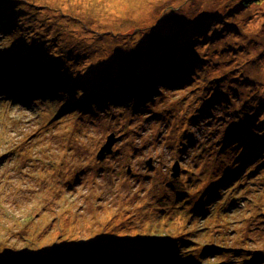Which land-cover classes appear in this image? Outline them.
Returning <instances> with one entry per match:
<instances>
[{"label":"rangeland","instance_id":"rangeland-1","mask_svg":"<svg viewBox=\"0 0 264 264\" xmlns=\"http://www.w3.org/2000/svg\"><path fill=\"white\" fill-rule=\"evenodd\" d=\"M241 2L0 0L16 18L0 62H36L30 31H46L42 56L63 61L48 84L64 87L33 110L0 105L2 264H264V0ZM134 50L184 64L104 105L122 68L149 65ZM120 51L134 55L111 76Z\"/></svg>","mask_w":264,"mask_h":264},{"label":"trees","instance_id":"trees-1","mask_svg":"<svg viewBox=\"0 0 264 264\" xmlns=\"http://www.w3.org/2000/svg\"><path fill=\"white\" fill-rule=\"evenodd\" d=\"M260 1L262 0H242L241 4L242 6L250 7L255 3L258 4ZM15 19L13 16L10 15L2 16L0 18V31H4V29H6L7 23H12L13 21H15ZM27 28L30 29L29 26ZM30 33L32 34V42H28V47L31 46V50L36 51L35 56H37V60L36 62H31V64H29L28 55H33V54L26 53L27 55H25L24 57L25 60H28L26 66L22 64H15V62L12 65L2 64L0 62L1 64L0 65V100H1L0 105H5V106L10 105L13 106V108L15 109H21V110L24 109L33 110L40 102H48L50 99L54 97L55 99H60L61 97L62 89H64L63 85L58 84L56 86H50L48 84V81L49 80L54 81V76L59 78V74L61 73L60 71L63 70L62 69L63 66L60 63H63V61L55 57V55H57L58 53H51L50 57L47 58L42 56L40 51H42V49L48 45L47 44L48 35L46 31H41V33L39 32L34 33L33 31H30ZM2 38H6V37H2ZM20 44L21 41H17L16 47L20 46ZM16 47L14 49L17 50L18 54L23 52V48L17 49ZM152 47L154 46L152 45ZM167 47L168 45L165 46L162 52L168 53L170 49L168 50ZM14 49L12 50L14 51ZM134 52L136 53L135 56L149 63L148 68L151 71L149 75L157 71L156 67L160 70L156 72L154 75H152L153 77L147 76L146 80L144 81L142 80L143 79L142 76L139 77L137 75L130 73V71H127L126 69L122 68L120 71L121 76L118 79L123 81H121L122 83H119V86L112 85V87H107L106 88L107 91L103 93L102 96L100 94L95 93L94 95L90 96L88 100L93 99L94 97L97 96H101V98L98 97L97 100L100 101L102 99L101 101L105 102L104 105H106L107 103H110V99H112L110 96V91L116 92L114 93V95L119 93V95H121L126 102L130 100H134V98L139 99L140 97L143 96L144 92L149 93V89L153 88L155 90V86L157 85L158 81L160 80L167 81L170 78L175 77L178 74V71H180V68L182 67L181 65H175V62L179 61L177 57H179L180 55L177 57H170L167 61L164 62L160 56H157L158 54L157 52H154L153 55L150 54L145 55L143 54L144 52H138L136 50H134ZM131 55L134 54L129 53L127 51H120L119 54H117L112 58L115 59L114 61L111 62L112 70L108 71L107 74H111V76L115 75L116 71H114V69L119 68L121 64L122 65L126 64L128 62L129 56ZM39 57H42L41 62H39L38 59ZM1 58H3L2 54H0V59ZM37 62H39L38 67H36ZM160 64L162 65V67H158V65ZM179 64H184V63L183 61H179ZM44 67L46 68L44 70L49 71L50 73L43 72L40 70ZM30 68L37 70L39 76L34 77V74H30L29 73ZM104 72H106V69H104ZM96 74H97L96 76L100 78L103 73H96ZM105 80H106L105 84L107 85L111 84L112 80L109 79L108 76L105 77ZM113 88H116L117 90H112ZM25 94H27L26 97ZM88 100H86L87 103L85 102V105L90 106ZM127 103L128 105L130 104V102ZM177 251L178 248L174 247L172 249V252L170 253V258H173L176 255ZM221 251H222L221 249H218V252L216 254H219V252ZM203 257H205V255L200 257L201 260L200 264H205L203 263ZM160 263L169 264V261L168 262L164 261ZM170 264H175V263L171 262ZM181 264H187V262H183ZM239 264H254V261L248 263L241 262Z\"/></svg>","mask_w":264,"mask_h":264},{"label":"water","instance_id":"water-1","mask_svg":"<svg viewBox=\"0 0 264 264\" xmlns=\"http://www.w3.org/2000/svg\"><path fill=\"white\" fill-rule=\"evenodd\" d=\"M114 136H111V137H109V139H108V143L102 148V150L99 152V154H98V159H103L104 158V156H106L107 154H110V153H112V144L115 142V140L117 139V138H113ZM115 144V143H114ZM107 153V154H106ZM177 176V175H176ZM0 264H2L1 262H0ZM21 264H23V263H21Z\"/></svg>","mask_w":264,"mask_h":264},{"label":"bare ground","instance_id":"bare-ground-1","mask_svg":"<svg viewBox=\"0 0 264 264\" xmlns=\"http://www.w3.org/2000/svg\"><path fill=\"white\" fill-rule=\"evenodd\" d=\"M151 63H152V62H151ZM168 65H170V64H168ZM143 66H144V67H143L142 70H143L144 73L141 71V75H142V78H143L142 80L145 81V80H146V76H150L149 73H150L151 71H150V69H149V70L147 69V68L149 67L148 65L144 64ZM143 75H145V76H143ZM152 77H153V76H152ZM155 77H156V75H155ZM50 82H52V81H50ZM155 88H157V87L155 86ZM89 103H91V100H89ZM212 201H215V200H212Z\"/></svg>","mask_w":264,"mask_h":264}]
</instances>
